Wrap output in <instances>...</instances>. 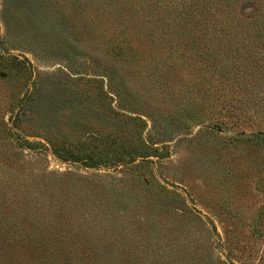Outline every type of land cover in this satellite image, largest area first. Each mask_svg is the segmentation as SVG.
Listing matches in <instances>:
<instances>
[{"label": "rangeland", "instance_id": "374dc122", "mask_svg": "<svg viewBox=\"0 0 264 264\" xmlns=\"http://www.w3.org/2000/svg\"><path fill=\"white\" fill-rule=\"evenodd\" d=\"M186 1L0 0V264H264V0Z\"/></svg>", "mask_w": 264, "mask_h": 264}, {"label": "trees", "instance_id": "16d2710c", "mask_svg": "<svg viewBox=\"0 0 264 264\" xmlns=\"http://www.w3.org/2000/svg\"><path fill=\"white\" fill-rule=\"evenodd\" d=\"M90 1H94V0H90ZM204 0H188V1H186L185 2V4H187V3H189V2H192L193 4H195L196 6H198V7H200V8H208L210 11H212V10H214L215 9V7H216V5L217 4H214V5H208L207 4V2H203ZM169 13V12H168ZM264 18V16H262L261 18H260V20H262ZM178 19L180 20L181 19V16H179L178 17ZM182 22L184 23V25H185V20H182ZM256 22H257V20H255V24H256ZM179 25H181L180 23H179ZM182 27V26H181ZM191 30V29H190ZM252 33H254V35H255V30H254V32H252ZM214 35V34H213ZM260 36V35H259ZM259 36H257V38L259 37ZM212 37H214V36H212ZM222 42H219V41H217V42H215V43H213L212 41H211V50L213 51V53L211 52V50L210 51H208L207 52V50H208V48H206L207 50L205 51L204 50V53H205V56L206 57H204L205 59L207 58H209V57H213V58H217L218 57V55H216V54H218L221 50H220V46H218L219 44H221ZM262 44H264V42L262 43ZM201 49V48H200ZM8 59H10V58H8ZM231 111H233V109L231 110ZM243 111H245V110H243ZM242 111V112H243ZM22 141H24V143H27V145H31V144H29V142H25V140H22ZM114 143V142H113ZM119 143V142H118ZM53 153L56 155V156H58V157H61L62 159H64V160H74V159H76V154H74L73 153V151L72 150H58V149H54L53 150ZM63 153H66V154H63ZM103 157V159L101 158V157H98L97 159L99 160V162H101V163H109V161L111 160V159H113L115 156H113L112 154H106V155H104V156H102ZM85 164H88V165H91V166H94L96 163L95 162H93V161H91V160H86L85 161ZM43 262V261H42ZM46 262V261H45ZM44 262V263H45ZM46 264V263H45Z\"/></svg>", "mask_w": 264, "mask_h": 264}]
</instances>
